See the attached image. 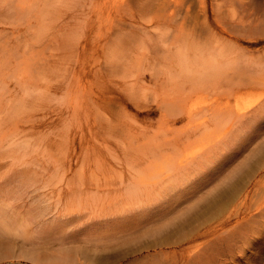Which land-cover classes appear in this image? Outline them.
Returning a JSON list of instances; mask_svg holds the SVG:
<instances>
[{
	"label": "rangeland",
	"instance_id": "374dc122",
	"mask_svg": "<svg viewBox=\"0 0 264 264\" xmlns=\"http://www.w3.org/2000/svg\"><path fill=\"white\" fill-rule=\"evenodd\" d=\"M147 1L0 0V201L17 192L19 197L12 204L31 221L32 231H46L54 221L72 231L68 237H61L57 229L42 238L4 236L13 239L14 245L0 249V264H156L164 257L159 264H199L200 254L188 250L194 245L195 234L211 223L228 221L229 212L244 192L253 194L264 188L260 171L249 175L240 172L229 181L238 183L236 192L241 194L225 210L216 212L210 207L204 217L196 219L209 203L207 199L229 188L224 171L237 168L242 160L238 154L232 157L226 153L224 170L209 173L194 187L183 188L181 198L168 192L164 197L153 195L164 180L168 181L164 176L144 173L148 181L141 182V170L158 163L159 156L153 155L152 148L165 157L179 153L177 160L180 153L199 148L205 133L190 131L187 120L168 102L161 113L156 106L161 93L132 83L137 74L126 76L136 66L125 69V63L132 61H126V40L117 37L124 31L117 30L129 21V14L149 12L156 16L157 12L144 9ZM184 1L173 4L180 7ZM242 1L255 0H189L187 10L192 17L188 24L205 22L218 37L233 35L240 11L245 24L259 25L254 21L263 20L264 16L257 17L264 11L258 12L253 5L244 13L239 6ZM259 35L258 30L252 37ZM211 37L207 32L209 46ZM69 76L76 78L75 83ZM134 89L136 93L130 92ZM259 91L257 88L248 94L259 96ZM106 92H110L112 103L99 99ZM260 123L264 128V120ZM159 138L164 140L157 149ZM257 200L246 199L251 203ZM195 201L199 203L191 214L189 207ZM42 206L48 208L46 214H41ZM186 209L187 228L168 224ZM254 209L244 212L243 207L241 212ZM140 214L143 222L136 220ZM230 220L227 229L231 235L249 224L240 225L235 216ZM159 221L170 227L162 238L141 235ZM91 234L97 235L95 239ZM103 235L112 240H103ZM220 237L224 239L228 233ZM98 238L103 241H96ZM211 238L214 241L208 242ZM218 238L197 241L212 245ZM73 245L88 246L99 255L91 263L81 255L66 258L64 254H82L71 250ZM224 251L222 255L231 264H244L239 258L241 251ZM39 252L50 258H31ZM256 258H260L257 264H264V251Z\"/></svg>",
	"mask_w": 264,
	"mask_h": 264
},
{
	"label": "bare ground",
	"instance_id": "6f19581e",
	"mask_svg": "<svg viewBox=\"0 0 264 264\" xmlns=\"http://www.w3.org/2000/svg\"><path fill=\"white\" fill-rule=\"evenodd\" d=\"M155 1L156 4L153 3ZM177 1L148 0L149 3L144 9L157 12V15H151L149 12L139 15L129 14V21L117 30V33L122 30L124 32L118 34L117 37L118 40L119 38L126 40V61H132L130 65L125 63V69L129 70L132 66H136V70L126 72L127 77L130 74H137L135 82L132 83L139 85L145 91L161 93V100L156 101V106L161 113L165 112L164 109L168 102L169 106L179 111L180 117L183 116L187 120L190 131H205L204 136L200 137L202 145L185 155L180 153L177 160L175 157L179 153L165 157L163 153L152 148L153 155L159 156L158 163L141 170V176H143L141 182L148 181L144 173L152 176L160 175L168 179L160 184L157 192L153 194L155 197H164V192H168L169 196L181 198L180 191L183 188L194 187L198 182L201 183V180L209 173L224 170L223 157L226 153L232 157L238 154L242 158L236 165L237 168L233 167L228 172L224 171L225 177L228 176L227 186L229 188L217 197L207 199L209 203L200 209L196 218L199 219L206 215L210 207L217 209L216 212L225 210L229 202L237 194H241V192H236L238 183L231 184L230 177L240 172H242L240 175L243 173L249 175L256 171H260L259 177H264V128L263 126L260 128V122L264 120V17L263 20L254 21L259 25H254L252 22L245 24L239 11L240 20L232 27L233 35L223 34L218 37L217 33L210 31V25L205 26V22L196 21L195 25L189 26L188 20L192 17L190 11L187 10L190 8L189 5L187 6L189 0L184 1L185 11L181 10L183 5L178 7L173 4ZM253 5L255 9L258 8V12L264 11V0L239 3L244 13L251 10ZM262 16L264 13L257 18ZM258 30L260 35L252 37L258 33ZM207 32L212 35L210 46L207 44ZM144 38L150 41L149 44ZM134 41L139 42L138 46L133 44ZM151 46L155 49H151ZM156 66L160 69H156ZM69 71L75 77L73 68H69ZM68 79L73 82L76 80L70 76ZM157 80L159 84L152 83ZM142 81L144 83H140ZM68 86H71L70 83ZM257 88H260L259 96L248 94ZM130 92L136 93V90ZM99 99L103 102L107 100L108 104L113 102L110 92L103 93ZM176 132L173 129V136ZM162 140L164 139L159 138L156 144L157 149ZM227 145V149L218 151ZM165 161L167 162L163 163ZM17 197L19 194L12 192L9 198L0 201V249H11L14 245L13 239L4 236L16 235L25 237V239L42 238L45 234H51L55 229L61 237L72 235V231L65 229L64 226L61 227L62 222L58 221H54V224L46 231L41 229L32 231L31 221L25 214L17 213L12 204V200ZM248 197L258 200L251 203L246 201ZM192 199L194 195L190 200ZM239 199L240 202L236 208L229 212L228 221L211 223L205 231L195 234L192 240L194 245L188 250L191 254H200L197 263L201 264L200 262L203 261V264H231L222 254H226L224 250H230L229 254H234L236 249L241 251L239 258L244 264H257L256 261L260 260L256 257L264 251V237L261 238V235H264V188L253 194L244 192ZM198 203L199 201H195L190 204L191 214ZM243 207H245L244 212L249 208L255 207V209L243 213L241 212ZM47 210L45 206L40 208L41 214H46ZM186 211L187 209L173 216L168 220V224L181 225V230L187 228ZM138 216L137 222L140 220L143 222L142 215ZM233 216L237 217L240 225L243 222L249 224L235 230L231 235L227 226H230V219ZM206 220L208 219L202 222ZM169 228H166L165 222L159 221L153 227L145 229L141 235L162 238ZM226 232L228 237L222 239L220 236ZM96 236V234H91L90 237L95 239ZM211 236L220 238L212 245L197 241ZM102 237L107 242L112 240L107 235ZM103 240L96 239L98 242ZM212 241H214L213 238L208 242ZM224 242L227 245L222 246ZM260 243L262 246L258 248L257 245ZM71 250L82 254H64L66 258L81 255L90 263L96 260L95 255L96 257L99 255L94 254V250L88 246L82 248L73 245ZM31 258L43 260L50 257L39 252ZM163 259H159L156 264Z\"/></svg>",
	"mask_w": 264,
	"mask_h": 264
}]
</instances>
